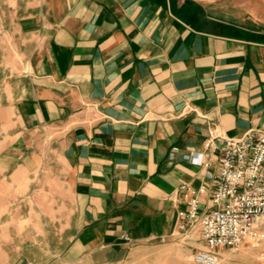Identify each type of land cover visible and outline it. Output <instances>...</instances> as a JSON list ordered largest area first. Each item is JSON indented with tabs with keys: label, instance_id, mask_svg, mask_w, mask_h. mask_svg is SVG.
Returning <instances> with one entry per match:
<instances>
[{
	"label": "crops",
	"instance_id": "crops-1",
	"mask_svg": "<svg viewBox=\"0 0 264 264\" xmlns=\"http://www.w3.org/2000/svg\"><path fill=\"white\" fill-rule=\"evenodd\" d=\"M3 10L27 65L4 120L57 129L44 153L63 168L43 208L68 212L64 263H119L169 236L180 185H206L209 207L222 147L207 142L210 123L230 138L264 130V13L244 24L193 0H0Z\"/></svg>",
	"mask_w": 264,
	"mask_h": 264
},
{
	"label": "rangeland",
	"instance_id": "rangeland-1",
	"mask_svg": "<svg viewBox=\"0 0 264 264\" xmlns=\"http://www.w3.org/2000/svg\"><path fill=\"white\" fill-rule=\"evenodd\" d=\"M193 1L202 5L211 17L244 24L264 13V0ZM7 14L0 11V264H67L57 259L56 254L63 251L64 243L57 241L68 212L64 211L63 218H55L43 208V201L50 203L55 198L57 187L52 180L63 168L56 154L44 153L53 146L57 129L44 127L26 134L17 124L4 120L7 100L21 83L19 75L27 66L17 26L9 24ZM61 175L66 177L67 173ZM64 188L67 192L69 187ZM200 247L202 243L196 236L183 242L178 239L161 242L159 238L144 243L125 260L113 264H194L191 255ZM219 255V264H264V242L257 249L245 246L236 251L220 249Z\"/></svg>",
	"mask_w": 264,
	"mask_h": 264
},
{
	"label": "built area",
	"instance_id": "built-area-1",
	"mask_svg": "<svg viewBox=\"0 0 264 264\" xmlns=\"http://www.w3.org/2000/svg\"><path fill=\"white\" fill-rule=\"evenodd\" d=\"M220 141L216 174L212 178L210 206L199 209L206 185L192 189L180 185L185 209L176 214L174 231L161 242L178 239L202 243L191 255L194 264H219L220 249L259 248L264 242V130H248L240 137H225L210 123L207 142Z\"/></svg>",
	"mask_w": 264,
	"mask_h": 264
}]
</instances>
